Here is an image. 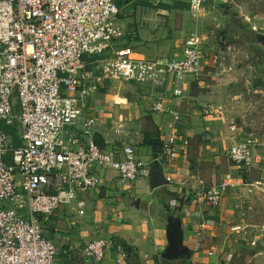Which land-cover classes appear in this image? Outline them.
I'll use <instances>...</instances> for the list:
<instances>
[{
  "label": "crops",
  "instance_id": "crops-1",
  "mask_svg": "<svg viewBox=\"0 0 264 264\" xmlns=\"http://www.w3.org/2000/svg\"><path fill=\"white\" fill-rule=\"evenodd\" d=\"M115 1L120 11L132 5L135 14L146 15L134 22L116 21L124 32L117 46L132 47L137 56L181 57L187 37L195 34L204 37L208 33L198 34L197 24L195 31H187L185 20L182 26L172 19L162 23L163 14L178 7L165 10L148 0ZM219 5L220 2L210 0L202 12L208 9L211 16ZM149 8L155 11L148 12ZM155 13L161 14L160 17L154 16ZM244 15L260 24L257 34L264 33V15L259 16L256 11ZM117 17L127 20L128 14L120 13ZM142 20H154L157 29L164 24L166 30L140 34ZM209 21L214 23L210 17ZM255 30L253 27L251 32ZM228 41L230 45L232 41ZM229 50L227 47L222 50L220 44L218 53L213 46L202 48L204 59L197 79L172 77L162 88L125 80L105 81L88 97L85 113L102 124L130 133L136 154L151 165L144 168L137 181L130 183H123L109 166L98 169L101 185L78 197L86 201L83 215L79 214L75 200L46 220L44 235L58 247L54 264H264V131L246 130L250 108H242L244 95L264 94V65L256 66L247 61L244 53ZM228 54L230 63L220 61L221 70L217 56L224 59ZM90 59H87L89 67L95 61ZM256 82L259 86L255 87ZM159 99L163 109L154 111L153 104ZM170 110L176 111L180 118L175 120ZM172 132L177 137L176 157L167 159L162 154L155 157L152 146L144 143L145 137L158 135L164 142ZM89 137L91 134L79 133L83 142ZM92 137L102 144L99 135ZM247 137L256 142L254 163L249 168L229 158L231 146ZM108 149L109 146L104 147L105 151ZM155 162L169 183L153 188L150 178ZM191 177L196 178L198 191L223 180L232 185L220 204L212 207L209 202L197 199L196 191L187 183ZM175 219L181 222L183 244L190 249V255L168 259L162 254L169 245L168 227ZM95 238L107 240L106 253L100 262L82 253L84 245ZM120 248L125 250V257Z\"/></svg>",
  "mask_w": 264,
  "mask_h": 264
},
{
  "label": "built area",
  "instance_id": "built-area-1",
  "mask_svg": "<svg viewBox=\"0 0 264 264\" xmlns=\"http://www.w3.org/2000/svg\"><path fill=\"white\" fill-rule=\"evenodd\" d=\"M187 1L196 15L210 0ZM119 14L115 0H0V122L17 123L20 142L0 126V264H54L58 247L44 235L46 220L75 200L83 215L86 201L78 197L101 185L98 169L109 166L130 183L151 165L136 154L130 133L85 113L101 84L125 80L162 88L172 77L201 74V35L185 39L181 57H140L132 47L117 46L124 36L115 21ZM91 56L100 58L88 68ZM152 109H163L160 99ZM80 132L91 137L83 142ZM176 139L172 132L164 140L165 158L176 157ZM255 143L251 137L235 143L229 158L251 167ZM231 185L213 184L196 192L197 199L217 207ZM106 248L107 240L95 238L82 253L100 262Z\"/></svg>",
  "mask_w": 264,
  "mask_h": 264
},
{
  "label": "rangeland",
  "instance_id": "rangeland-1",
  "mask_svg": "<svg viewBox=\"0 0 264 264\" xmlns=\"http://www.w3.org/2000/svg\"><path fill=\"white\" fill-rule=\"evenodd\" d=\"M137 2L144 3V0H137ZM170 2L187 3L186 0H170ZM150 6H154V5L151 4ZM175 9H176L175 11H170L167 12L166 14H163L164 16L161 17L163 21L162 23H166V22L169 23V21L172 19L174 23L176 22V25L182 26L185 20L186 28L187 31L189 32L195 31V29L199 25L200 27L198 30L199 32L198 34H203L204 32H208L203 37L204 42L202 48L204 49L205 47L206 49L207 46H213L216 49L217 53L219 51V44L222 37L221 31L225 29L226 41L227 42H229L228 40L232 41L231 44L229 43L232 50L230 49L229 51H231L232 53L240 51L241 53L245 54L247 61H253L254 62L253 64H255L256 66H258V64L264 65V49L261 48L259 44H256L257 43L256 36H257V32L260 31L259 30L260 24H255L252 20H247V18L244 15L245 12L247 13L249 11H256V13L259 14V16H263L264 0H226V1L220 0V5L216 7L215 11L210 13L211 16H209V13L207 11L208 9L205 12H201L196 15H194L191 11H189L190 10L189 7H187L186 9L179 6L178 8ZM133 10L134 8L132 5L129 8H126V10L123 9L122 11H120V13L121 14L127 13L128 17L125 18L127 20H120L117 17L115 21H117L120 24L125 23L127 21L134 22L136 19L142 18V16H146L145 14H141V13L135 14ZM149 11H155V10L149 8L148 12ZM160 15L161 14H156V13L154 14V16H159V17ZM123 17L125 16H121V18ZM200 17H203L202 19L204 20H202ZM209 17L210 20L214 21V23L209 21ZM176 18L177 20L175 21ZM215 18L217 20V23L215 21ZM227 21H230L229 24L227 23ZM140 23H142L143 25V26L140 25L139 28L140 34L147 32L150 33L152 32L157 34L158 31L161 29L166 30V26L164 24H162V26L159 29L155 28L154 20L151 21L142 20ZM247 27H249V29ZM253 27H255L256 30L255 32L252 33L251 30ZM228 46L229 45H227L226 47L228 48ZM217 60L219 66H220V61L230 63L229 54L224 59L221 58L220 56H217ZM222 68L223 67L220 66L221 70ZM233 91H235V89H233ZM242 101H243L242 108H247V107L250 108V110L247 112L248 117H246L249 119L248 124L245 126L246 130L250 132L264 131V94L257 93L254 94V96L244 95ZM0 126L3 128L9 127L3 121L0 122Z\"/></svg>",
  "mask_w": 264,
  "mask_h": 264
},
{
  "label": "water",
  "instance_id": "water-1",
  "mask_svg": "<svg viewBox=\"0 0 264 264\" xmlns=\"http://www.w3.org/2000/svg\"><path fill=\"white\" fill-rule=\"evenodd\" d=\"M225 32H226L225 29L221 31L222 37H221L220 45L222 50H224L228 45V42L226 41ZM257 43L262 45L264 48V33L259 32L257 34ZM256 86H259V82L255 83V87ZM192 181L195 182V185H191ZM150 183L153 188L169 183V180L165 177L163 169L159 166V163L157 162L153 164L151 170ZM187 183L188 185H190L191 188H193L196 192H198V186L196 184L195 177H191L187 181ZM167 235H168L169 245L166 251L162 254V257L168 259H174V258L190 255V249L183 244L182 225L179 219H175V221L171 222V224L168 227Z\"/></svg>",
  "mask_w": 264,
  "mask_h": 264
},
{
  "label": "trees",
  "instance_id": "trees-1",
  "mask_svg": "<svg viewBox=\"0 0 264 264\" xmlns=\"http://www.w3.org/2000/svg\"><path fill=\"white\" fill-rule=\"evenodd\" d=\"M179 6L187 9V7H189V4L188 3H172L170 1H164V2L159 3L157 5V8L170 10L172 8L179 7ZM97 58H100V57L91 56L92 60L97 59ZM91 67L92 66L89 67V65H88V68H91ZM8 126H9L8 128L6 127L3 129L6 130L7 133L10 134V136L15 139L17 144H19L20 142L18 140V135H17V131H18L17 123H15L14 125H8ZM97 141L101 142V140H97ZM144 143L152 146V150H153L155 157H158L159 155L162 154V152H163V140L160 138V136H158V135L146 136L144 139Z\"/></svg>",
  "mask_w": 264,
  "mask_h": 264
}]
</instances>
